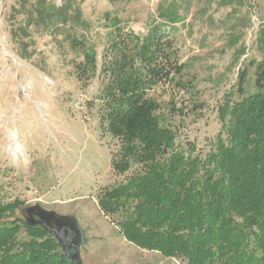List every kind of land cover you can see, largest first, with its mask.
I'll list each match as a JSON object with an SVG mask.
<instances>
[{"label": "rangeland", "instance_id": "obj_1", "mask_svg": "<svg viewBox=\"0 0 264 264\" xmlns=\"http://www.w3.org/2000/svg\"><path fill=\"white\" fill-rule=\"evenodd\" d=\"M48 1L61 6L67 0ZM36 2H0V196L22 201L15 217L24 220L36 204L76 217L86 237L83 264H186L128 242L99 208L98 194L127 176L113 168L121 144L100 117L101 69L112 54L116 25L145 35L161 7L177 2L183 20L170 39L182 70L149 95L160 104L161 124L178 142H195L203 155L222 128L218 108L231 92L240 96L241 66L253 82L249 61L264 59L257 42L264 0H71L82 11L81 22L53 29L25 23ZM73 37L97 53L98 71L90 80L78 75L84 57ZM243 45L246 55L238 61Z\"/></svg>", "mask_w": 264, "mask_h": 264}, {"label": "trees", "instance_id": "obj_2", "mask_svg": "<svg viewBox=\"0 0 264 264\" xmlns=\"http://www.w3.org/2000/svg\"><path fill=\"white\" fill-rule=\"evenodd\" d=\"M178 8L177 2L161 7L145 35L114 29L112 54L101 69L106 83L99 110L121 144L112 154L113 168L127 176L98 194L99 208L143 250L186 264H264V59L249 61L253 82L241 66L240 96L231 92L218 108L222 128L208 152L198 153L195 142H178L149 95L182 70L170 39L183 20ZM81 16L71 0L61 6L37 0L25 23L53 29L78 24ZM71 42L83 52L78 75L90 80L98 71L97 53L77 37ZM257 42L264 45V26ZM236 53L239 61L245 45ZM22 206L0 196V264H71L47 230L15 217Z\"/></svg>", "mask_w": 264, "mask_h": 264}, {"label": "water", "instance_id": "obj_3", "mask_svg": "<svg viewBox=\"0 0 264 264\" xmlns=\"http://www.w3.org/2000/svg\"><path fill=\"white\" fill-rule=\"evenodd\" d=\"M1 2V0H0ZM26 223L30 227L41 226L59 243L71 264H83L81 247L86 243L85 233L76 217L61 215L36 204L26 209Z\"/></svg>", "mask_w": 264, "mask_h": 264}, {"label": "bare ground", "instance_id": "obj_4", "mask_svg": "<svg viewBox=\"0 0 264 264\" xmlns=\"http://www.w3.org/2000/svg\"><path fill=\"white\" fill-rule=\"evenodd\" d=\"M18 149V148H17Z\"/></svg>", "mask_w": 264, "mask_h": 264}]
</instances>
